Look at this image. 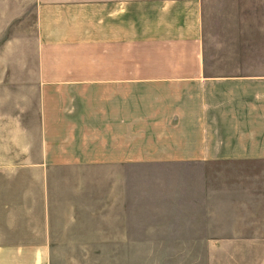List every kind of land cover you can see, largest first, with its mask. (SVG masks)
Returning a JSON list of instances; mask_svg holds the SVG:
<instances>
[{
	"label": "crops",
	"instance_id": "obj_1",
	"mask_svg": "<svg viewBox=\"0 0 264 264\" xmlns=\"http://www.w3.org/2000/svg\"><path fill=\"white\" fill-rule=\"evenodd\" d=\"M35 1L34 65L0 53V264H264V69H214L204 0Z\"/></svg>",
	"mask_w": 264,
	"mask_h": 264
},
{
	"label": "rangeland",
	"instance_id": "obj_2",
	"mask_svg": "<svg viewBox=\"0 0 264 264\" xmlns=\"http://www.w3.org/2000/svg\"><path fill=\"white\" fill-rule=\"evenodd\" d=\"M35 6V0H0V53L19 50L23 66L35 62ZM204 6L208 19L206 55L221 57L212 64L214 69H264V3L204 0ZM206 259L183 257L89 264H206Z\"/></svg>",
	"mask_w": 264,
	"mask_h": 264
}]
</instances>
